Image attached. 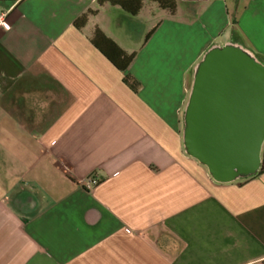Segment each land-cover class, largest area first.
<instances>
[{"label": "crops", "instance_id": "obj_1", "mask_svg": "<svg viewBox=\"0 0 264 264\" xmlns=\"http://www.w3.org/2000/svg\"><path fill=\"white\" fill-rule=\"evenodd\" d=\"M142 1L0 0V264H264V170L217 181L184 138L211 48L264 64V0Z\"/></svg>", "mask_w": 264, "mask_h": 264}, {"label": "water", "instance_id": "obj_2", "mask_svg": "<svg viewBox=\"0 0 264 264\" xmlns=\"http://www.w3.org/2000/svg\"><path fill=\"white\" fill-rule=\"evenodd\" d=\"M185 145L220 182L257 173L264 144V64L240 46L200 61L186 113Z\"/></svg>", "mask_w": 264, "mask_h": 264}, {"label": "trees", "instance_id": "obj_3", "mask_svg": "<svg viewBox=\"0 0 264 264\" xmlns=\"http://www.w3.org/2000/svg\"><path fill=\"white\" fill-rule=\"evenodd\" d=\"M114 5H119L131 14H138L144 7L142 0H109ZM162 9L170 13L176 10V2L174 0H156ZM93 42L121 69H126L132 61L134 55H128L122 50L115 41L107 37L100 29H97L92 37ZM120 60V61H119ZM264 170V163L260 169V173Z\"/></svg>", "mask_w": 264, "mask_h": 264}, {"label": "built area", "instance_id": "obj_4", "mask_svg": "<svg viewBox=\"0 0 264 264\" xmlns=\"http://www.w3.org/2000/svg\"><path fill=\"white\" fill-rule=\"evenodd\" d=\"M6 16H7V14L6 13H2L1 15H0V22H1V24L4 26L5 24H7L8 25V27H5V28H10V23L6 20ZM99 182V180L96 178V177H94V176H89V177H87L85 180H84V185L88 188V189H90V188H92L94 185H96L97 183Z\"/></svg>", "mask_w": 264, "mask_h": 264}, {"label": "rangeland", "instance_id": "obj_5", "mask_svg": "<svg viewBox=\"0 0 264 264\" xmlns=\"http://www.w3.org/2000/svg\"><path fill=\"white\" fill-rule=\"evenodd\" d=\"M152 10L160 13V15H165L164 11H162L161 9L158 8V6L156 4H152V3H147L145 4V7L143 8L144 11V19L148 20L147 18H151L153 15H151ZM153 18V17H152Z\"/></svg>", "mask_w": 264, "mask_h": 264}, {"label": "snow or ice", "instance_id": "obj_6", "mask_svg": "<svg viewBox=\"0 0 264 264\" xmlns=\"http://www.w3.org/2000/svg\"><path fill=\"white\" fill-rule=\"evenodd\" d=\"M4 26H5V27H8V25H7V24H5Z\"/></svg>", "mask_w": 264, "mask_h": 264}]
</instances>
